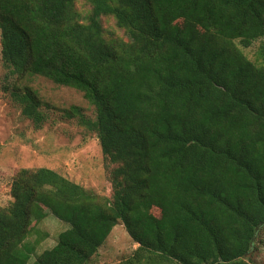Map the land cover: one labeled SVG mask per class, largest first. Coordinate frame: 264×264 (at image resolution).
Here are the masks:
<instances>
[{
  "label": "trees",
  "instance_id": "16d2710c",
  "mask_svg": "<svg viewBox=\"0 0 264 264\" xmlns=\"http://www.w3.org/2000/svg\"><path fill=\"white\" fill-rule=\"evenodd\" d=\"M0 0L1 58L18 79L83 93L114 165L100 197L49 167L21 168L0 208V264H88L120 222L123 264H252L264 225V0ZM113 17L128 40L107 35ZM259 41V65L241 49ZM37 127L46 104L15 83ZM68 227L36 255V224ZM36 256L34 259L33 257Z\"/></svg>",
  "mask_w": 264,
  "mask_h": 264
},
{
  "label": "rangeland",
  "instance_id": "374dc122",
  "mask_svg": "<svg viewBox=\"0 0 264 264\" xmlns=\"http://www.w3.org/2000/svg\"><path fill=\"white\" fill-rule=\"evenodd\" d=\"M78 9L86 18L91 5L86 0H79ZM103 23L107 35L128 40L125 30L117 26L113 17L103 18ZM259 45L257 41L249 48L240 47L251 61L261 65L257 54ZM15 83L31 85L46 104L42 109L47 120L41 127L22 114V108L12 94ZM71 106H77L87 117L95 118L94 106L81 91L40 76L18 79L12 75L1 58L0 32V208L10 205L11 183L21 168L49 167L100 197L110 195V172L116 165L104 155L97 133L81 125L77 117L66 115ZM35 227L29 240L40 239L38 255L53 247L68 225L49 214ZM255 241L245 258L252 264H264V225L259 228ZM137 246L120 222L88 264H123Z\"/></svg>",
  "mask_w": 264,
  "mask_h": 264
}]
</instances>
